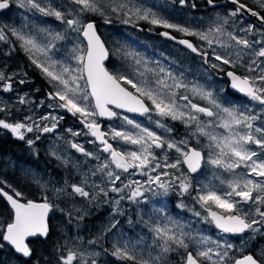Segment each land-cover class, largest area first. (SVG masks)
<instances>
[{"label":"snow or ice","instance_id":"obj_1","mask_svg":"<svg viewBox=\"0 0 264 264\" xmlns=\"http://www.w3.org/2000/svg\"><path fill=\"white\" fill-rule=\"evenodd\" d=\"M185 0H180L183 4ZM209 4H213L214 0H207ZM236 7L230 12L231 17H236L242 11L247 10L252 16H259L264 21V16H260L257 11L248 8L247 5L240 3V0H231ZM11 0H0V10L8 9ZM71 4L78 6L71 9L68 13L71 18H66L65 12L49 5L42 6L38 0H19V6L30 7L35 9L44 16H54L58 21L67 25L68 30L77 34V39L83 37L86 45L81 47L76 44L70 50V57L65 61L53 59L50 52L56 48L55 43L49 41L46 44H41L37 39L25 33L22 29H10L11 34L21 42V47L30 54L32 63L40 69V71L52 83L54 91L48 93V96L53 100H58L60 103L56 105L61 109H65L73 116L79 115L81 123L89 130L91 136L100 141L103 146V152L108 153L110 161H105L98 166V170L105 172L112 187L110 191L116 193L124 192V189L129 190V194L125 197L121 195L119 200L115 203L118 205L120 200L128 199L133 202H139V198L144 196L145 191L150 189L144 188L138 181H130L125 183L123 187H117L116 181L120 180V175L109 169V165L115 166V169L128 172L129 169H139L141 174L148 177L146 183L149 185L156 183L162 189V195H167L170 187L177 184L179 188V195L191 194L196 192L193 199L203 208L207 215L203 217L206 222L214 223L215 227L223 233L243 234L247 231L258 233L261 228H264V126L255 127L254 121L260 119L259 115L249 114L246 111H240L237 108L223 107L214 98L213 94L206 91L202 87H193L191 91L199 96L201 99L208 100L212 105L211 108L201 106L194 103L188 95H181L173 89L188 88V85L183 81L177 80L172 76L171 72L166 73L167 78L172 80L169 84L165 78H157L155 81H150L145 72L137 69L139 80L125 75H114L105 66V61L109 56V52L105 47L104 41L98 34L97 26L93 21H84L81 15L84 13H94L105 17L104 22L111 23L107 18L105 5L101 0H70ZM259 7L264 9V0H259ZM127 8V5L120 4L116 7H111L110 11L118 12ZM133 14L140 19H144L154 25H162L165 28H175L178 31L184 32L187 35H197L202 40H206L211 46L213 40L209 39L208 33L192 32L180 25L171 24L166 20L158 18L150 9L133 8L127 9L125 15ZM151 17V18H150ZM222 23L210 29V32H215L219 35H226L230 40L235 41L236 45L242 46L239 50L228 55L215 54L214 58L220 64H212L211 67L223 71L221 65H231L235 67L239 64L246 68L247 72H255L256 68H260V74L257 76L238 75L233 71H227L226 75L230 77L231 87L249 97L252 101H257L264 110V40L250 42L248 39L238 37L232 32L225 29L228 24L227 17H221ZM128 23V20L123 21ZM6 27V26H5ZM253 26L242 31H251ZM52 40L63 41L68 39L65 33L51 32L47 29H40ZM167 36L168 33H163ZM4 28H0V41L6 40ZM71 42V41H70ZM181 44L187 46L192 52H198V49L189 41L181 40ZM222 48L229 49L233 45L216 41ZM253 43L260 44L258 50H253V56L262 58L261 64H257L255 59L247 65L243 64V50L252 49ZM37 54L43 56L41 61L37 58ZM132 56V53H128ZM205 57V63L208 62L207 54L200 53ZM235 55L237 60L230 58ZM69 60H74L76 66H73ZM140 61L136 60V64ZM255 65L256 67H253ZM152 71V70H148ZM160 73H164L165 69L160 68ZM10 78L0 72V81H6ZM259 81V84H257ZM26 81L21 79L19 83L24 84ZM127 85L131 86L129 90ZM12 89L11 83L3 85L4 91ZM90 89V90H89ZM143 98V99H142ZM145 100L151 101L150 107L146 105ZM179 101L185 103L181 105ZM21 103L24 99L21 98ZM125 109L130 113L146 114L155 110L160 117H170L172 120H179L185 124L186 127H195V134L206 137L209 141L207 147L211 149L207 163L215 168L223 169L228 172L235 173L237 169L243 167L247 170L246 174H237L230 180L220 179V184L226 185L223 190H218L214 184H205L199 188H195L191 183L192 173H197L202 166V161L205 157L202 151L190 147L187 140L174 141L167 139L156 132L149 130V128L142 127L127 116L123 117L128 125L138 129V132L111 129V137L113 140H122L127 144L137 145L139 150L123 151L118 150L111 143L105 139L107 133L101 130L100 125L96 121V117H117L119 114L113 110ZM49 107H53L49 105ZM219 109L220 112L214 111ZM4 109L0 108V111ZM220 113H223L221 115ZM203 114L209 118H216L218 123L210 119L205 124L200 115ZM50 115V114H49ZM49 115L39 118L41 122L48 120ZM56 120V117H52ZM62 119V117H61ZM25 120L32 121L31 124L25 122L8 123L0 119V128L9 130L14 136L20 140H24V131L29 133L34 130L42 131L43 133L52 132L57 124L52 123L51 126L41 124L33 121L32 117H25ZM160 128L166 132L171 133L172 128L156 121ZM216 128H222L223 133L216 132ZM211 129V130H210ZM69 131H71L69 129ZM259 134V135H257ZM73 135H79L74 132ZM39 139V136L36 137ZM27 143L31 146L34 141L28 140ZM255 145L260 151L253 150L251 147ZM71 147L86 156H93V153L85 152L84 148L76 143H72ZM174 149L179 156L174 162H168L167 154L164 155V163H160V159L154 155L153 149ZM182 157V159L180 158ZM99 159V157H96ZM181 165H186L187 171H181L180 175H175L166 171H162L155 176L148 175V172H156L157 169L168 168L180 170ZM107 170V171H105ZM96 175V172H92ZM161 175L174 177L169 181H162ZM250 176H255L261 179H251ZM219 179V177H217ZM0 181V184H4ZM82 183H87L85 179ZM133 185H136L133 187ZM72 193L78 194L81 197H90V193L85 191V188L80 185H70ZM99 187V185H97ZM10 191H6L4 187H0V198L6 200L10 206L7 219H0V248L3 242L12 246L15 252L22 254L23 257H30L33 255V250L29 245V238L48 237L51 231L49 214L53 211L56 205L50 202L48 196H44L41 202L33 199H27L21 191L16 190L11 185H7ZM57 194L63 193L64 189H55ZM99 191L104 196L108 195V191L100 187ZM249 204L256 205L252 207H244ZM178 207H185L183 203L177 205ZM213 208L219 211L213 210ZM197 217L201 213L190 209ZM69 215H71L69 213ZM211 218L208 220V218ZM256 217H259L257 219ZM82 219V217H80ZM168 223L160 224L159 222L152 225L151 230L155 237L161 240L159 244L160 252L156 256L149 253L150 259H144L142 256L138 258L135 254V245L129 247L126 243L123 247L116 244L113 245L114 251L112 255L120 260L131 261L133 264H168L166 254L171 251L183 249L184 254L181 257V264H227L226 257L229 253L225 249H231L233 244L219 240H211L202 234H193L185 231V225L179 221L167 217ZM131 223V220L129 221ZM147 224L148 222L145 221ZM171 225V226H170ZM116 226L115 223L111 228ZM109 228V231L111 230ZM254 238V237H253ZM191 242V243H190ZM95 243V241H90ZM195 245V251L188 249ZM209 245H215V249ZM90 264H97L96 259L91 257L98 255V253H88ZM85 253H77L68 250L66 255L59 257L60 264H73L74 261H79V264H89V259H84ZM215 257V259H214ZM233 264H264V259H258L251 254L244 255L242 258L235 259Z\"/></svg>","mask_w":264,"mask_h":264},{"label":"rangeland","instance_id":"obj_2","mask_svg":"<svg viewBox=\"0 0 264 264\" xmlns=\"http://www.w3.org/2000/svg\"><path fill=\"white\" fill-rule=\"evenodd\" d=\"M254 1L259 3V0ZM12 2V6L6 9V11L0 13L2 20H0V28H4L7 36L6 40L11 47L14 46V50L20 48V50L24 52V55L28 59L29 63L35 68L37 67L32 63L30 54L20 46L21 42L11 34L10 29H22L25 33L33 35L41 44H46L49 41L55 43L56 48L50 52V55L53 59L61 61H65L70 57V50L74 45L80 44L81 47L86 45L83 37H79V39H77V34L68 30L67 25L58 21L54 16H44L28 6L21 8L19 6V0H12ZM38 2L44 7L51 5L52 7L65 12L66 18H71L68 13L71 9L78 7L71 4L70 0H38ZM101 2L105 5L107 18L111 20V23L106 24L104 22L105 17L94 13H84L81 15V19L85 21L91 17L100 18L99 29L109 44V49L111 50L110 63L115 64L116 73L119 75L129 76L134 80H139L140 77L137 75L138 69L141 72H145V75L150 81H155L157 78H165L167 79V82L171 84L172 80L166 76V73L171 72L173 77L188 85V88L173 89V91H177L181 95H188L193 102H202L204 105L212 107L208 100L201 99L191 91L193 87H202L206 91L211 92L213 94V98L223 107L237 108L240 111L246 112H249L250 110L249 114L259 115L261 118L253 122L254 126H264V110H262V106L260 104H257L255 101L250 99L246 100V102L235 101V103H227V101L223 100L224 85L219 80L218 76V74H220V70L211 67L212 64H220L219 61L215 60L214 53L228 55L229 53H234L242 48V46L236 45L235 41L230 40L226 35H219L215 32L209 31L216 25L222 23V20L220 19L221 17L228 18V24L224 26L228 32H232L234 35L243 37L250 41L249 36H251V33L249 31H242V29L246 30L247 28V25H245L242 21L243 18L238 15L236 17H231L229 15L234 9L232 5L227 4V6L208 9L207 11L205 10L203 15L193 13L191 17L189 14L186 17V20L181 22L179 17L172 15L170 6L163 2L160 3L154 0H101ZM120 4L127 5V8L118 12L110 11L111 7H116ZM133 8H140L142 10L150 9L151 12L155 13L158 18L166 20L171 24L180 25L192 32L208 33L209 39L213 40L211 46L206 40L200 39L197 35L195 36L200 40L201 46L204 49L210 50L213 54L210 55L209 58L206 57L209 65H205V57H200L201 61L196 59L191 63L189 61L190 57L185 54H180V57L182 58L187 57L188 62L186 65H189V71L192 72V75L185 73L186 70L182 72L181 65L184 62H179L178 55L175 54L176 49L171 48L174 47L172 43H163L159 39L158 34L154 33L157 25L151 24L144 19H140L131 13L129 15H125V11H127V9ZM125 20H128L129 22L124 23L123 21ZM40 29H47L53 33H65L68 39L63 41L52 40L51 37L47 36L44 32H41ZM217 40L223 43H229L233 45V47L229 49L222 48L220 44L216 42ZM260 46L261 45L259 44L258 47L253 46L252 49L243 50V64L247 65L253 59L257 61V64H261L262 58L255 57L251 54L253 50H258ZM117 53L122 55L118 57L119 59L115 58V54ZM128 53H132L133 55L128 56ZM37 58L41 61L44 59V57L39 54H37ZM230 58L234 61L237 60L235 55H231ZM136 60H139L140 63L136 64ZM69 62L73 66H76V62L74 60H69ZM176 63H178V67L175 66ZM223 66L224 65H221V67ZM236 66L242 70L244 75L257 76L260 74V68H256L255 72L250 73L246 71V68L241 67L239 64ZM253 67L256 66L253 65ZM261 67H264V64H261ZM160 68H164L165 72L160 73ZM38 70L40 71V69ZM0 72L5 74L4 67L0 68ZM38 74L40 76V82L36 83L41 84L40 87L39 85L34 86L35 83H32L29 86L26 82L24 86H21L22 84L19 83V80L18 83H16V89L14 91L10 90L12 93L11 95H8V91L3 90L5 82L0 83V105H2L1 108L4 109L3 111H0V119L9 123L25 122L31 124L32 121L25 120V117L30 116L33 121H37L42 125L47 124L48 126H51L52 123H56V128L49 133H43L38 130H34L31 133L24 131V149L26 153H20H22L23 156L28 157L30 155L31 157L36 158L38 157L40 151L44 152L41 157L43 158L45 155L44 160L39 158L36 159L35 162H43L46 160L50 163L51 161L52 163L50 164L57 166V168L59 163V166H61L64 171L58 168L60 176H52L54 179L59 180L57 186L56 183H53L54 181L48 182V180H40V177H42V171L36 170L31 166L29 167L26 163L9 159L3 154L0 155V163L2 164L1 168L3 171L4 169H7L11 173L15 172L12 177H7L6 175L2 177L6 185H11L19 191L25 187L24 182L22 181L28 180L34 182L36 185L40 184V186L44 188L49 187L50 190L64 189L65 191L60 194L53 191V195L69 196L66 200H64V204L67 208L62 207L60 203L59 206L66 209V217L68 216V218L73 221L84 215V213H82L84 210L88 211L91 209L90 202L94 201L93 206H101L104 202H107L106 205L109 204V207L107 208L108 214L105 216V221L107 223L106 228L109 226L111 227L113 223L116 224V226L111 230L113 233V245L116 244L120 247H123L126 243L129 244V247L135 245V254L138 258L142 256L144 259H150L149 253H151L152 256L159 254V244H161L162 241L155 237L151 228L152 225L157 222L160 224L168 223L167 217H171L172 219L185 225V231L193 234H202L203 236L209 237L211 240H219L221 243L228 242L233 244V248L225 249L229 253L228 257H226L227 264L230 260H233L236 256L244 253L248 249L254 252L259 259H264V228H261V231L258 233H252L250 230L243 234L223 233L215 227L214 223L206 222L203 219L207 213L193 199L196 195L195 191H192L190 195H179L178 185L173 184L170 187L168 194L162 195L159 193H162L163 190L160 189L156 183H152L150 185L146 183L148 177L141 174L139 169H129L128 172H123L122 170L115 169V166L110 164L108 170L117 172L121 177L120 180L116 181L117 187H123L125 183L130 181H138L144 186V188L150 189L149 191L144 192V196L139 198L138 203L124 199L120 200L117 205L115 201L119 200L121 195L126 197L129 194V190L124 189V192L122 193L110 191L112 185L105 172L98 170L99 165H102L105 161H110L109 154L103 152V146L95 139V137L90 135L89 130L84 127L83 123H81V117H79V115L73 116L65 109L56 107V105L60 102L58 100H53L48 96V93L54 91L52 83L49 82L48 78L45 77L42 72ZM28 81H31V78H28ZM257 84H259V81H257ZM18 86L21 87L17 88ZM38 90L41 91L40 95L34 93ZM21 98L24 99V103L20 102ZM179 103L183 105L185 102L179 101ZM49 105H52L53 107H49ZM214 111L220 112L219 109H214ZM220 114L223 115V113ZM45 115H49L48 120L41 122L39 118ZM124 116H127L129 119L139 123L142 127L149 128V130L154 131L158 135H162L167 139L177 142L180 140H187V142L192 140L197 147L206 150L205 163L202 170L196 175L191 176V183L195 188H199L205 184H214L218 190H223L226 185L220 184V179L227 181L234 178L237 174H246L247 172V170L243 167L237 169L235 173L228 172L223 169L215 168L207 163L209 153L211 152V149L207 147L209 144L208 139L206 137L199 136V134L193 135L195 132L194 126H185L184 132H176V134L174 131L175 125H173L174 123L172 124L171 121H181H174L170 117H160L156 114L155 110L152 114H148L145 117H136L129 113H120L114 119L103 121V130L108 134L107 137L112 140L111 142L113 146L118 150H139L137 145L127 144L122 140H113L111 137L112 128L131 131L134 133L139 131L138 129L133 128L132 125H128L125 121H123ZM52 117H56V120H53ZM95 119L98 122V116ZM200 119L205 124H207L210 119H213L215 123L219 122L216 118H209L203 115H200ZM156 121H160L161 123L167 125V127L172 128L173 131L171 133L166 132L163 128H160L157 125ZM69 129L71 131H69ZM74 132L79 133V135H73ZM216 132L223 133L224 130L222 128H216ZM37 136H39L38 140L36 139ZM28 140H33L34 143L30 146L27 143ZM72 143H76L83 147L85 152L93 153V156H86L84 153L72 148ZM251 147L253 150L260 151L255 145H252ZM30 150L34 153H29ZM153 152L154 155L160 159L161 164L164 163L163 157L165 154H167L168 162H174L179 156L174 149L155 148L153 149ZM46 157L48 159H46ZM96 157H99V159ZM46 161L44 163L47 166ZM184 167L185 165H181L179 171L177 169L168 168L157 169L156 172L149 171L148 175L155 176L162 171L180 175L181 171H186ZM92 172H96V175H92ZM217 177H219V179H217ZM170 178L174 177L161 175L162 181H169ZM249 178L254 180L261 179L255 176H250ZM85 179L87 180V183H82ZM74 184L84 187L85 191L90 193V197L94 196L95 199L81 197L78 194L72 193L70 185ZM97 185H99V187H97ZM135 186L136 185H133V187ZM100 187L108 191L107 196H104L103 193L99 191ZM100 197H102V200H99ZM181 203H183L185 207L181 208L177 206ZM255 206L256 205L254 204H249L244 207L254 208ZM190 209L200 212L201 216H195L193 211H190ZM76 210H78V212L74 215L73 211ZM69 213L71 215H69ZM256 218L259 219V217ZM210 219L211 218L209 217L208 220ZM130 220L131 223H129ZM145 221L148 223L146 224ZM98 233L101 235L102 232L99 231ZM209 246L214 249L216 247L215 245ZM88 248L90 247L85 246V248H77L74 252H77L78 254L81 252L85 253L84 259H89L87 255L88 253H99L100 255H104L106 253V251L101 247H92V249ZM195 248L196 246L192 245L188 250L195 251ZM183 254V249L167 253L166 258L168 264H180L179 261L181 260ZM91 258L96 259L97 264H101V262H99L98 255ZM76 262L79 264V261ZM204 263L209 264V262Z\"/></svg>","mask_w":264,"mask_h":264},{"label":"trees","instance_id":"obj_3","mask_svg":"<svg viewBox=\"0 0 264 264\" xmlns=\"http://www.w3.org/2000/svg\"><path fill=\"white\" fill-rule=\"evenodd\" d=\"M3 42L5 41L3 40ZM5 43L9 44L8 42ZM13 48L14 46L12 47V50H14ZM17 49L14 50V56L17 63V69H20V67L24 65L26 57H20V54L17 53ZM1 129L2 128H0V133L9 138L11 144L17 146L15 143H18L25 148L24 140L18 139L9 130ZM8 149H10V146ZM1 152L4 153V149L0 147V155H3ZM29 153L33 154L34 152L30 150ZM42 154H44V152L40 151L36 158L29 155L26 164H28L29 167L31 166L36 170L42 171V177H40V180H48V182L54 181L53 183H56L58 186L59 180L54 179L52 176L54 175L58 177L60 176L59 169L62 171L64 170L59 166V163L58 169L57 166L50 164L52 163L51 161L49 163V161L45 160L47 166L44 163L45 161L35 162V160L39 158L44 160L45 155L41 158ZM46 159L48 158L46 157ZM1 167L2 164L0 163V172L2 171L0 173V181H4L2 177L5 175L7 177H12L14 175L15 172L11 173L7 169H4L3 171ZM22 182H24L25 187L19 191L24 194L25 198L40 199L44 196H48L50 202L57 206L49 214L51 231L48 237L29 239V245L33 250V255L30 257L21 256L15 252L10 245L3 242L4 246L0 248V264H60L59 257L61 255H66L68 250L75 251L77 248H85V246L90 247L88 249H92V247H101L106 251L104 255L98 253L99 262H101V264H133L131 261L120 260L112 255V252L114 251V248L112 247V228L110 226L106 228L107 223L105 221V216L108 214L107 208L109 207V204L106 205L107 202H104L101 206H93L94 201L90 202L91 209L82 212L84 213V215L80 216L82 219L79 217L73 221L69 219L68 216L66 217V209L62 208H67L64 204V200L69 196H55L53 195L54 190H50L49 187L44 188L40 186V184L36 185L34 182L28 180ZM0 186H3L10 191L5 183L0 184ZM99 200H102V197H100ZM59 203L62 207L59 206ZM9 208L10 206L7 204L6 200L0 198V219H7ZM77 212L78 210L73 211L74 215H76ZM109 228H111L110 231ZM99 231L102 232L101 235H99ZM90 241H95V243H90ZM179 263L181 264V260ZM73 264H77V262L74 261Z\"/></svg>","mask_w":264,"mask_h":264},{"label":"flooded vegetation","instance_id":"obj_4","mask_svg":"<svg viewBox=\"0 0 264 264\" xmlns=\"http://www.w3.org/2000/svg\"><path fill=\"white\" fill-rule=\"evenodd\" d=\"M154 1H158V2H163L165 4H167L168 6H170L171 10H172V15H176L177 17H179V19H181V22H183L184 20H186L187 15H191L193 13H197L199 15H203L204 11L208 10V9H214L216 7H222V6H227V4H230L233 6V8L236 7V5H234L231 0H214L213 4H209L207 2V0H185V2L183 4L180 3V0H154ZM241 2L245 3L246 5L249 6V8L253 9L254 11H257L260 16H264V9H261L259 7V3L257 1L254 0H240ZM13 5V2L11 0L10 6ZM6 11V9L0 10V13ZM179 13V14H178ZM238 16L243 18V23L245 25H247V28L251 25L252 30L250 31L251 36L250 37V42H254V41H259V40H264V21H262L260 19L259 16H252L250 12L247 11H242V13L238 14ZM2 21V20H1ZM145 25V23H144ZM165 27H163L162 25H157V27L155 28L154 33L158 34L159 39L163 42V43H172L174 47H171L173 49H176L175 54L178 55V60L180 63H183L181 65L182 68V72L184 70H186L185 73L192 75V72L189 71V65L187 64V57H180V54H185L186 56L190 57L189 61L192 63L194 60L198 59L199 61H201L200 57H203L200 55V53H206L207 57L209 58L210 55H213L212 52L208 49H204L201 46V42L200 40L195 36V35H187L184 32L178 31L175 28H166L169 32L172 33V35H170L169 32H164V33H168L167 36L163 35V29ZM176 38H182V39H186L189 42L191 41L192 44L198 49V52H192L191 49L187 48L186 45L181 44L178 40H174ZM5 42H7V40H4ZM3 41H0V68L4 67V71H5V77L10 78L6 81H0L1 82H5V83H11L12 84V91H14L16 89V83H18L19 80L21 79H25L26 83L30 86L32 83H35L34 86L39 85V87L41 86V84H38L36 82H40L39 78V74L41 73L37 68H35L32 64L29 63L28 59L26 58V61L24 62V65L20 67V69H17V63L15 61V56H14V50H12V47L10 44H7ZM253 46H259V44L257 43H253ZM211 52V53H210ZM17 53L20 54V57L25 56L24 52L20 50V48L17 49ZM115 58L119 59L118 57L122 56L121 54H115ZM26 57V56H25ZM163 58V57H161ZM206 66H208L209 64L206 63ZM176 67H178V63L175 64ZM224 70L221 71L220 70V74H218L219 76V80L222 82V84L224 85L223 88V100L231 103H235V101H239V102H246V100L250 99L249 97L245 96L243 93L238 92L235 89H231V87L229 86L230 84V77H228L226 75L227 71H229L230 69H233L239 73H242V70L240 68H238L237 66L233 67L231 65H224L222 67ZM110 69L116 74L119 75L118 73H116V68H115V64H110ZM184 74V73H183ZM28 78H31V81H28ZM28 81V82H27ZM25 84V83H24ZM24 84H22L21 86H24ZM18 86L17 88L21 87ZM130 86V85H129ZM131 87V86H130ZM40 90H38L37 92H34L38 95H40ZM8 95H11L12 93L10 91L7 92ZM251 100V99H250ZM148 104L150 107H153L151 105V102L148 101ZM257 104H259L257 101H255ZM196 103V102H194ZM197 104L201 105V106H205V107H209L204 105L202 102H197ZM2 107V105H0V108ZM211 108V107H209ZM116 112L118 114L120 113H130V112H126V111H122L119 109H116ZM154 112L151 111L149 113L146 114H141V113H137V114H132L133 116L139 117H145L146 115H150ZM262 113V111H261ZM203 115V114H200ZM204 116V115H203ZM115 118V117H113ZM102 122L103 125V120H98V122ZM171 123L173 125H175L174 127V131L176 132H184V127L185 124L182 122H178V121H171ZM177 127V128H176ZM177 134V133H176ZM112 141V140H111ZM17 146H14V144H11V140L9 138H7L4 134L0 133V147L2 149H4V155H6L7 158L9 159H14L16 161L19 162H23L26 163L27 161V156H23L22 153L20 152H25V149L22 145L15 143ZM113 145V144H112ZM188 145H195L192 140L188 141ZM10 146V149H8V147ZM23 147V148H22ZM114 147V146H113ZM10 150V151H9ZM204 150V157L206 156V150ZM26 153V152H25ZM182 159V157H181ZM205 161V159H204ZM205 163V162H204ZM204 164H202L203 166ZM185 170L187 171V167H184ZM194 176L196 175L195 173L190 174V176ZM23 177V176H22Z\"/></svg>","mask_w":264,"mask_h":264},{"label":"water","instance_id":"obj_5","mask_svg":"<svg viewBox=\"0 0 264 264\" xmlns=\"http://www.w3.org/2000/svg\"><path fill=\"white\" fill-rule=\"evenodd\" d=\"M240 3H243V2H241L240 1ZM243 4H245V3H243ZM246 5V4H245ZM247 7L249 8V6L247 5ZM245 11H247V10H245ZM248 12V11H247ZM87 21H93L95 24H96V20L94 19V18H90V19H88ZM97 26V25H96ZM97 31H98V34L101 36V39L104 41V39H103V37H102V35H101V33L99 32V30H98V28H97ZM164 32H167V31H163V33ZM175 40H178V41H181V40H186V39H180V38H176ZM188 41V40H187ZM104 43H105V41H104ZM190 43H192L191 41H190ZM105 47L107 48V50H108V47H107V45H106V43H105ZM109 52V51H108ZM106 66V65H105ZM107 68V67H106ZM229 71H233V72H235L236 74H238V75H242V74H240V73H238V72H236L235 70H233V69H230ZM229 86L231 87V81H230V84H229ZM128 87V86H127ZM129 88V90H131V91H134L133 89H131L130 87H128ZM231 89H233L232 87H231ZM90 90V89H89ZM236 90V89H235ZM238 91V90H237ZM239 92V91H238ZM143 99V98H142ZM145 103H146V105H148L147 104V101L145 100ZM123 110H125V109H123ZM100 117V116H99ZM102 118H108V117H106V116H104V117H102ZM99 125H100V127H101V123H98ZM106 139V138H105ZM99 141V140H98ZM190 147H193V148H196V147H194L193 145H191ZM197 150H200V151H202L203 152V150L201 149V148H196ZM1 187V186H0ZM6 191H8L7 189H5ZM28 199H33V200H35V201H37V202H41L43 199H34V198H28ZM213 210H216V211H219V210H217V209H215V208H213ZM30 239V238H29ZM12 247V246H11ZM13 248V247H12ZM14 249V248H13ZM189 251H191V250H189ZM18 254H20V253H18ZM248 254H251V255H253L254 257H256L254 254H253V252H251V251H248V252H245V253H243V254H241V255H239V256H237L235 259H239V258H242V256H244V255H248ZM21 256H22V254H20ZM257 258V257H256ZM234 259V260H235ZM234 260H232V261H230L229 262V264H233V262H234Z\"/></svg>","mask_w":264,"mask_h":264}]
</instances>
